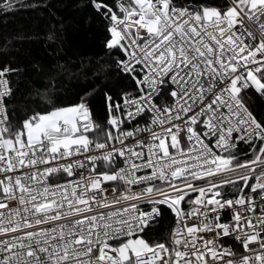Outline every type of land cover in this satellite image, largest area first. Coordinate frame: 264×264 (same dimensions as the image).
I'll list each match as a JSON object with an SVG mask.
<instances>
[{
	"label": "snow or ice",
	"instance_id": "6c2138e0",
	"mask_svg": "<svg viewBox=\"0 0 264 264\" xmlns=\"http://www.w3.org/2000/svg\"><path fill=\"white\" fill-rule=\"evenodd\" d=\"M81 7L101 95L18 113L0 66V264H264V0Z\"/></svg>",
	"mask_w": 264,
	"mask_h": 264
},
{
	"label": "trees",
	"instance_id": "16d2710c",
	"mask_svg": "<svg viewBox=\"0 0 264 264\" xmlns=\"http://www.w3.org/2000/svg\"><path fill=\"white\" fill-rule=\"evenodd\" d=\"M85 3L17 0L14 13L0 14V66L18 70L7 77L18 113L43 109L45 103L67 104L93 91L99 96L97 90L113 82L103 24L90 8L81 7ZM34 62L42 64L48 77L36 74Z\"/></svg>",
	"mask_w": 264,
	"mask_h": 264
},
{
	"label": "built area",
	"instance_id": "2783aa9c",
	"mask_svg": "<svg viewBox=\"0 0 264 264\" xmlns=\"http://www.w3.org/2000/svg\"><path fill=\"white\" fill-rule=\"evenodd\" d=\"M172 227V226H171Z\"/></svg>",
	"mask_w": 264,
	"mask_h": 264
},
{
	"label": "rangeland",
	"instance_id": "374dc122",
	"mask_svg": "<svg viewBox=\"0 0 264 264\" xmlns=\"http://www.w3.org/2000/svg\"><path fill=\"white\" fill-rule=\"evenodd\" d=\"M105 49V48H104Z\"/></svg>",
	"mask_w": 264,
	"mask_h": 264
}]
</instances>
